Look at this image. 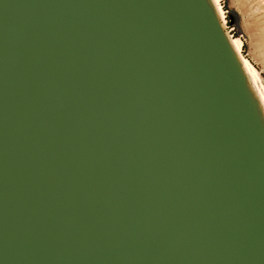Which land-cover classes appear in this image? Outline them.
Returning a JSON list of instances; mask_svg holds the SVG:
<instances>
[{
  "label": "water",
  "instance_id": "water-1",
  "mask_svg": "<svg viewBox=\"0 0 264 264\" xmlns=\"http://www.w3.org/2000/svg\"><path fill=\"white\" fill-rule=\"evenodd\" d=\"M0 264H264V144L201 0H0Z\"/></svg>",
  "mask_w": 264,
  "mask_h": 264
},
{
  "label": "bare ground",
  "instance_id": "bare-ground-1",
  "mask_svg": "<svg viewBox=\"0 0 264 264\" xmlns=\"http://www.w3.org/2000/svg\"><path fill=\"white\" fill-rule=\"evenodd\" d=\"M225 58L242 87L247 106L264 144V92L254 65L242 53V40L228 30L220 0H201ZM259 82V83H258Z\"/></svg>",
  "mask_w": 264,
  "mask_h": 264
},
{
  "label": "rangeland",
  "instance_id": "rangeland-1",
  "mask_svg": "<svg viewBox=\"0 0 264 264\" xmlns=\"http://www.w3.org/2000/svg\"><path fill=\"white\" fill-rule=\"evenodd\" d=\"M226 27L242 40V53L254 65L264 92V0H220Z\"/></svg>",
  "mask_w": 264,
  "mask_h": 264
}]
</instances>
